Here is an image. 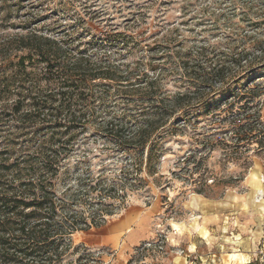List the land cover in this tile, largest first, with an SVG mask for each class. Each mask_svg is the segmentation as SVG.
<instances>
[{
  "label": "rangeland",
  "instance_id": "1",
  "mask_svg": "<svg viewBox=\"0 0 264 264\" xmlns=\"http://www.w3.org/2000/svg\"><path fill=\"white\" fill-rule=\"evenodd\" d=\"M221 12L226 17L219 19ZM239 13L230 0H0V44L27 30L51 33L73 50L127 67L138 74L133 83L155 71L162 95L171 96L192 89L180 67L188 52L216 41L215 52L222 50ZM254 79L264 93V73ZM111 84L109 98L96 101L97 120H106L104 113L138 119L149 109L139 92ZM229 96L216 89L157 131L150 163L144 153L137 173L135 151L122 150L94 125L79 135L62 163L57 192L99 179L117 189L111 197H97L98 186L91 191L88 202L114 209L101 226L72 235L78 251L61 264H264V149L257 154L248 149L256 144L244 141L234 146L235 127L220 123ZM256 97L264 124V94ZM79 255L85 258L77 261Z\"/></svg>",
  "mask_w": 264,
  "mask_h": 264
},
{
  "label": "trees",
  "instance_id": "2",
  "mask_svg": "<svg viewBox=\"0 0 264 264\" xmlns=\"http://www.w3.org/2000/svg\"><path fill=\"white\" fill-rule=\"evenodd\" d=\"M230 8L240 17L224 36V48L216 53V41L188 52L180 67L192 89L171 96L162 95L155 71L133 83L138 74L127 67L73 50L51 33L27 30L0 44V264H61L70 250L78 251L72 235L101 226L112 213L113 206L88 201L97 186V197H111L115 183L99 179L95 186L56 190L63 161L90 125L122 150L137 153V173L144 153L150 163L157 131L220 89L231 94L220 123L235 127L234 146L244 141L256 144L248 149L257 154L264 149L262 101L256 97L264 93L254 79L264 73V0H230ZM12 50L20 52L14 62ZM244 78L247 84L238 90ZM111 83L142 95L136 98L149 109L142 108L147 110L141 118L104 113L107 119L97 120L102 117L96 101L109 98ZM236 153L232 148L229 156Z\"/></svg>",
  "mask_w": 264,
  "mask_h": 264
}]
</instances>
